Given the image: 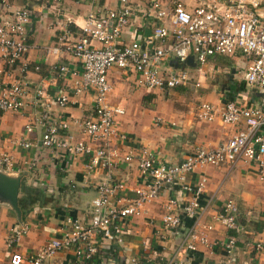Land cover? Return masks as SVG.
Masks as SVG:
<instances>
[{"label":"built area","instance_id":"2783aa9c","mask_svg":"<svg viewBox=\"0 0 264 264\" xmlns=\"http://www.w3.org/2000/svg\"><path fill=\"white\" fill-rule=\"evenodd\" d=\"M117 1L118 6L114 9H94L86 14L82 24L76 25L81 36L63 45L77 63L78 70L64 65L48 68L50 73L70 79L73 94L91 92L92 116L79 123L73 122L86 141L62 140L60 133L67 130L68 123L61 118L57 123L47 120L36 144L32 145L26 139L18 142L23 149L59 147L67 155L80 157L87 176L103 172V177L94 183L95 197L90 202L89 221L83 225L66 219L68 228L64 235L45 243L25 264H43L69 248L82 263L104 256L103 253L109 252L110 248L124 244L123 223L141 217L146 206L172 188L179 191L184 202L179 204L176 197H168L160 204L161 231L175 232L185 220H189L191 225L181 233L179 245L186 254L192 255L199 246L209 249L216 246L208 241L207 234L212 231V224H218L233 232L223 244H219L223 251L222 264H231L236 234L241 231L237 223L238 208L234 201L227 199L211 216V223H202L199 200L206 179L203 175L194 179L192 176L206 167L242 165L252 167L255 178L264 183V107L240 106L235 101H227L217 110L211 104L200 103L195 108L196 121L210 123L217 117L222 126L240 124L241 127L214 145L193 146L178 163L160 161L146 151L140 154L128 151L120 158L112 144L126 140L114 126L115 117L121 116L123 110L107 102L110 92L107 73L116 69L131 76L134 86L168 90L191 82L190 74L182 67L186 58H192L198 72L208 60L238 53L247 62L239 72L243 84L264 92V0H193L195 5L190 10H186L180 0H148L142 20L153 19L157 24L151 34L140 41L124 39V31L130 28L132 12L127 0ZM0 12V59L8 66L19 63L20 71L26 72L28 68L21 60L27 51L26 26L30 12L24 7L11 10L6 0H0ZM130 32H133L131 28ZM168 38L171 39L169 46L166 45ZM56 52V48L52 49L53 54ZM167 59L179 67L163 69L161 62ZM32 70L38 71L39 68L35 66ZM198 85V81L192 82V86ZM35 95L42 98L40 90ZM24 96V83L0 82V113L20 112L25 107ZM66 101V96L59 95L54 103L62 108ZM46 119L47 116L42 115L34 125H40ZM156 123L159 119L154 120ZM32 128L31 124L24 126V133H31ZM120 161L134 163L138 179L136 186L129 188L113 177L114 168ZM0 172L7 175L14 172L12 157L4 152H0ZM127 191L134 196L126 198ZM27 232L28 226L22 223L10 228L5 236V247L10 249L17 245ZM254 250L264 253V242L254 244ZM9 263L22 264L23 259L12 254ZM127 263L192 264V259L171 257L162 263L129 258Z\"/></svg>","mask_w":264,"mask_h":264},{"label":"crops","instance_id":"0c3cea01","mask_svg":"<svg viewBox=\"0 0 264 264\" xmlns=\"http://www.w3.org/2000/svg\"><path fill=\"white\" fill-rule=\"evenodd\" d=\"M11 10L26 8L30 12V21L26 26L27 51L21 62L27 66L26 72L20 71L19 63L8 66L0 59V82L9 84L22 82L25 85V107L18 113H0V152L9 154L13 160L14 172L11 177H20L17 206L20 217L8 204L0 202V264H10L12 254H18L23 263L31 258L39 248L53 239L61 238L67 231L66 219L86 224L90 218V202L95 197L94 183L103 172L87 176L84 172L83 159L67 155L61 148L49 149L31 146L23 149L18 145L22 139L36 144L47 120L57 123L65 119L68 128L61 132L62 140L70 142L86 141L78 123L92 116V94L75 95L70 79L62 78L48 71L51 65H64L71 70H78V65L64 50V44L76 41L81 32L76 25H81L86 14L94 9H114L117 0H6ZM132 12L130 28L124 31V39L138 41L149 36L157 22L153 19L142 20L148 0H127ZM190 10L193 0H180ZM1 14V12H0ZM132 34V35H131ZM171 39L166 40V45ZM57 49L55 54L52 49ZM184 64L182 67L190 74L191 82L185 86L168 90H148L134 86L131 76H125L116 69L107 73L110 92L107 102L123 110L121 116L114 119L117 132L124 135L123 142L114 141L112 148L118 157L127 153L140 154L146 151L152 157L167 163H178L195 145H214L231 135L235 126H222L217 117L210 123H201L195 119V108L200 103H208L217 108L225 100L235 101L242 106L262 105L264 97H257L240 79L241 70L247 64L238 53L228 57H216L208 60L196 71L197 66ZM37 66L38 71L32 70ZM163 69H175L173 60L161 62ZM238 74V76H236ZM238 77L239 82L236 81ZM198 81L197 87L192 86ZM238 82V84H237ZM242 88H241V84ZM37 90L42 98H37ZM256 92H261L254 90ZM64 95L66 105L59 108L55 97ZM46 115V121L40 125L34 122ZM159 123L154 124V120ZM31 124L32 132L24 133V126ZM203 175L206 185L200 197L201 222L211 223V216L222 203L230 199L238 208L237 223L241 231L236 234L235 252L231 264H264V253L256 252L254 244L264 242V183L259 182L252 167L238 165L230 167H206L195 172ZM113 177L129 188L138 184L134 163L121 161L115 166ZM124 196L132 198V192ZM176 197L178 203L184 202L183 196L175 188L166 190L159 198L145 207L144 214L123 223L124 244L103 253L87 263L77 260L72 249L56 253L43 264H128L129 258L150 259L152 262H165L171 257L192 259V264H222L223 251L219 244L233 235L218 224H212V231L207 234L210 243L216 246L209 249L197 247L194 254H186L180 248V235L191 225L185 220L175 232H163L160 228V204L166 198ZM26 224L28 232L19 243L7 249L5 236L10 228ZM161 234L164 238H160Z\"/></svg>","mask_w":264,"mask_h":264},{"label":"water","instance_id":"95a60500","mask_svg":"<svg viewBox=\"0 0 264 264\" xmlns=\"http://www.w3.org/2000/svg\"><path fill=\"white\" fill-rule=\"evenodd\" d=\"M184 64L192 65V58L185 59ZM257 97H264V92H256L252 90ZM20 186V177H11L0 172V202L8 204L10 209L15 213L17 219L20 217V212L17 206V196Z\"/></svg>","mask_w":264,"mask_h":264},{"label":"trees","instance_id":"16d2710c","mask_svg":"<svg viewBox=\"0 0 264 264\" xmlns=\"http://www.w3.org/2000/svg\"><path fill=\"white\" fill-rule=\"evenodd\" d=\"M241 89H243V88H242V84H241V88H240V90H241ZM227 101H230V100H229V99H228V100H225L223 103H225V102H227Z\"/></svg>","mask_w":264,"mask_h":264},{"label":"rangeland","instance_id":"374dc122","mask_svg":"<svg viewBox=\"0 0 264 264\" xmlns=\"http://www.w3.org/2000/svg\"><path fill=\"white\" fill-rule=\"evenodd\" d=\"M236 76H238V74H237ZM236 81H238V82H239V79H238V77H236ZM238 82H237V84H238ZM240 84H241V83H240Z\"/></svg>","mask_w":264,"mask_h":264}]
</instances>
